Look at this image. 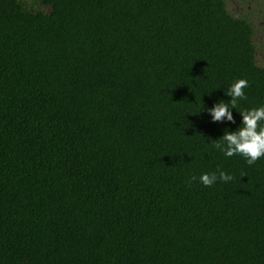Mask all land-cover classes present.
<instances>
[{"label": "trees", "instance_id": "1", "mask_svg": "<svg viewBox=\"0 0 264 264\" xmlns=\"http://www.w3.org/2000/svg\"><path fill=\"white\" fill-rule=\"evenodd\" d=\"M237 79L264 106V0H0V264H264Z\"/></svg>", "mask_w": 264, "mask_h": 264}, {"label": "clouds", "instance_id": "2", "mask_svg": "<svg viewBox=\"0 0 264 264\" xmlns=\"http://www.w3.org/2000/svg\"><path fill=\"white\" fill-rule=\"evenodd\" d=\"M247 81L237 79L229 85L225 95L230 100H219L211 107H207V114L213 123L225 120L233 122V110L237 111V101L245 98L244 89ZM238 112V111H237ZM242 117L241 125L235 130L226 129L221 142L216 144L226 157L241 155L251 165L264 157V106L242 109L238 112ZM215 173H203L199 176L204 186H211L217 181ZM192 179H196L193 177ZM219 179L228 182L233 177L225 172L219 173Z\"/></svg>", "mask_w": 264, "mask_h": 264}]
</instances>
